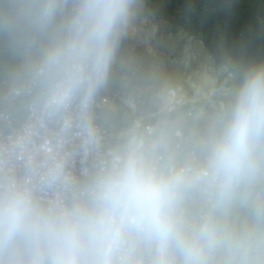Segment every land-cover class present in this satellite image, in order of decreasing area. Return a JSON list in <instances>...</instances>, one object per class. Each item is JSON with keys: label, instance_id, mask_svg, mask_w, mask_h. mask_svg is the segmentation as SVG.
I'll return each instance as SVG.
<instances>
[{"label": "clouds", "instance_id": "9594fccd", "mask_svg": "<svg viewBox=\"0 0 264 264\" xmlns=\"http://www.w3.org/2000/svg\"><path fill=\"white\" fill-rule=\"evenodd\" d=\"M133 0H0V36L27 41L48 106L86 107L106 81ZM264 139V68L240 85L208 147L204 176L227 191L249 170ZM185 178L146 167L129 153L72 201L38 198L24 179L0 176V264H131L137 245L155 264H256L245 241L213 223L190 225L174 211ZM257 240L264 246V232ZM218 258V259H217Z\"/></svg>", "mask_w": 264, "mask_h": 264}, {"label": "rangeland", "instance_id": "374dc122", "mask_svg": "<svg viewBox=\"0 0 264 264\" xmlns=\"http://www.w3.org/2000/svg\"><path fill=\"white\" fill-rule=\"evenodd\" d=\"M197 2L196 8L207 4ZM195 4V0H133L100 91L111 96L106 120L119 134L141 110H160L166 90L180 85L196 100L192 115L161 114L160 128L152 138H113V143L131 152L151 156L163 152L172 157L179 153L175 132L180 130L188 138L183 150L196 144L198 161L205 166L209 144L230 113L240 85L250 72L264 68V61L243 64L227 57L218 65L197 32ZM38 60L35 46L0 36V100L27 80ZM177 204L176 215L185 222L213 223L221 232L245 241L248 258L264 264V246L257 240L264 232V139L253 146L248 172L227 191L208 178L203 182L186 178Z\"/></svg>", "mask_w": 264, "mask_h": 264}, {"label": "built area", "instance_id": "2783aa9c", "mask_svg": "<svg viewBox=\"0 0 264 264\" xmlns=\"http://www.w3.org/2000/svg\"><path fill=\"white\" fill-rule=\"evenodd\" d=\"M38 63L26 81L14 85L0 100V176L26 180L41 200L66 202L79 198L129 153L160 174L179 173L197 182L207 179L205 166L198 161V146L189 144L183 150L188 138L180 130L175 132L179 153L172 157L163 152L152 156L131 152L113 143V138H152L160 128L161 114L192 115L196 100L180 85L166 90L160 110H141L126 130L114 134L106 122L112 106L108 93L97 88L86 107L77 97L66 108L53 111L47 86L37 74ZM178 210L177 204L175 213ZM140 246L131 255L136 264L145 263Z\"/></svg>", "mask_w": 264, "mask_h": 264}, {"label": "trees", "instance_id": "16d2710c", "mask_svg": "<svg viewBox=\"0 0 264 264\" xmlns=\"http://www.w3.org/2000/svg\"><path fill=\"white\" fill-rule=\"evenodd\" d=\"M204 1L196 8L195 0L197 32L215 62L224 64L227 57L243 64L264 61V0Z\"/></svg>", "mask_w": 264, "mask_h": 264}, {"label": "crops", "instance_id": "0c3cea01", "mask_svg": "<svg viewBox=\"0 0 264 264\" xmlns=\"http://www.w3.org/2000/svg\"><path fill=\"white\" fill-rule=\"evenodd\" d=\"M106 122L108 121L106 120ZM140 255L143 256L144 258V262H145L144 264H155L156 260L158 259V256L154 251V249H152L150 246H146L142 244L140 246ZM131 264H136V263L134 261H131Z\"/></svg>", "mask_w": 264, "mask_h": 264}, {"label": "water", "instance_id": "95a60500", "mask_svg": "<svg viewBox=\"0 0 264 264\" xmlns=\"http://www.w3.org/2000/svg\"><path fill=\"white\" fill-rule=\"evenodd\" d=\"M188 215H189V214H188L187 212L184 213V216H185V217H188Z\"/></svg>", "mask_w": 264, "mask_h": 264}]
</instances>
